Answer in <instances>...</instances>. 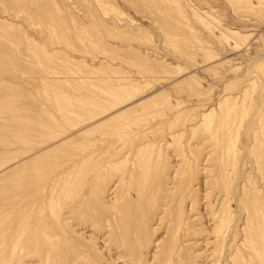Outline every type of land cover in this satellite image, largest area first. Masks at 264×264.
<instances>
[{"label":"rangeland","instance_id":"374dc122","mask_svg":"<svg viewBox=\"0 0 264 264\" xmlns=\"http://www.w3.org/2000/svg\"><path fill=\"white\" fill-rule=\"evenodd\" d=\"M24 1L40 8H30L35 23L0 1V43L10 41L0 44V125H26L17 132L30 139L0 142V185L13 174L34 181L14 187V199L0 195V264H264V0ZM158 4L184 17L182 30L166 18L182 36L162 28ZM93 32L97 50L88 44ZM56 66L79 79L56 82L65 77L48 70ZM86 71L94 78L79 90ZM102 76L107 92L90 85ZM63 93L91 97L94 114L62 112L55 94ZM122 198L134 209L126 233L118 226Z\"/></svg>","mask_w":264,"mask_h":264},{"label":"bare ground","instance_id":"6f19581e","mask_svg":"<svg viewBox=\"0 0 264 264\" xmlns=\"http://www.w3.org/2000/svg\"><path fill=\"white\" fill-rule=\"evenodd\" d=\"M1 1V0H0ZM33 1V0H32ZM32 1H29L28 3L30 4V3H33ZM39 1V0H38ZM37 1V2H38ZM43 1V0H42ZM41 1V2H42ZM2 2L4 3V2H8L9 4L11 3V4H18V6H21L25 11H27V12H29L28 13V15H30V19H31V21H33L34 23H35V19H34V15H33V11H31L30 10V8L31 7H33V9H34V12H35V9H37V11H39V9L36 7H34L33 5H31V7L29 8V7H27L28 6V4L27 3H25V1L24 0H15V2H14V0H2ZM36 2V1H35ZM48 2V1H47ZM84 2H85V0H84ZM242 2H244V1H242ZM8 3H6L7 5H8ZM36 4V3H35ZM40 2H39V6H40ZM49 5H50V2L48 3ZM52 4V3H51ZM98 4H99V2H98ZM262 4H264V3H262ZM47 5V4H46ZM49 5H47V6H49ZM152 5V4H151ZM155 5L157 6V4L155 3ZM171 5V4H170ZM10 6V5H9ZM14 6V5H13ZM46 6V7H47ZM158 6H159V4H158ZM161 6V5H160ZM160 6H159V11H161L162 12V14L160 15V13L158 14V21H160L161 23H162V25H163V27L162 28H164L165 29V31H166V33L172 38V39H175L176 37H178L180 34L179 33H183L181 30L182 29H184V27L182 28V25H185V22H184V20H183V18L184 17H182L181 16V14L177 11V12H173V14H171V12L167 9V8H163L162 6H161V8H160ZM241 6V5H240ZM247 6H249V5H247ZM42 7H44V6H42ZM51 8H53V6H50ZM253 7V6H252ZM251 7V8H252ZM9 8H12V6H10ZM15 8V7H14ZM14 8H13V10H14ZM48 8V7H47ZM157 8V7H156ZM253 8H255V6L253 7ZM256 8H257V6H256ZM44 9V12L47 10H45V7L43 8ZM178 9V8H177ZM248 9V8H247ZM11 10V9H10ZM51 10V9H50ZM49 10V11H50ZM254 10V9H253ZM24 12L23 10L22 11H20V10H17L16 12ZM55 11V10H54ZM258 11V10H257ZM47 12V11H46ZM96 12V11H95ZM39 13H40V11H39ZM47 13H49L50 14V12H47ZM90 13H91V11H90ZM35 14H37L36 12H35ZM41 14V13H40ZM40 14H38L39 16H40ZM49 14H43L45 17H46V19L48 18L47 16L49 15ZM54 14V13H53ZM52 16V17H51ZM51 18H53V15L51 14ZM54 16L56 17V15L54 14ZM91 16V15H90ZM167 17H169L170 18V21H175V22H177L178 23V28H180L179 30H180V32L177 34L176 33V29L174 28H172V26L170 25L171 23H169L168 22V20L166 19ZM44 18V17H43ZM50 18V19H51ZM92 18H94V15H92ZM95 18H96V16H95ZM94 18V19H95ZM49 19V18H48ZM56 19V18H55ZM188 19V18H187ZM43 21H44V19H42ZM57 20V19H56ZM59 20V19H58ZM38 21V20H37ZM36 21V22H37ZM39 21H40V19H39ZM42 21V22H43ZM46 21V20H45ZM103 21V20H102ZM41 22V21H40ZM40 22H37L38 24L40 23ZM56 22V21H55ZM92 22V21H91ZM90 22V23H91ZM159 22V23H160ZM57 23V22H56ZM98 22H95L94 24H96V25H98L97 24ZM160 23V24H161ZM41 24H43V23H41ZM48 24H49V26L48 27H46V28H51L52 30H54V32L55 31H58L57 29L59 28L55 23H54V21L53 20H50L49 22H48ZM68 24V23H67ZM93 24V23H92ZM93 24V25H94ZM100 24L102 25V22H100ZM56 25V26H55ZM63 25H64V22H63ZM69 25V24H68ZM75 25H77V24H75ZM95 25V27L97 28V26ZM106 26V24H104V22H103V25H102V27L103 26ZM158 25V24H157ZM172 25H174V23L172 24ZM1 27L0 28H4V26H2V24L0 25ZM45 26V25H44ZM64 27H66V28H69L68 26H64ZM76 27V29L78 28L77 26H75ZM83 27V26H82ZM92 27V29H93V26H91ZM91 27L89 28L90 29V31H91ZM94 27V29L93 30H95L96 31V28ZM101 27V26H100ZM101 27V28H102ZM107 27V26H106ZM2 28V29H3ZM57 28V29H56ZM62 28H63V26H62ZM66 28H64L65 30H66ZM83 28H85V26L83 27ZM82 28V29H83ZM100 28V30H102ZM104 29V33L106 34V29H105V27H103ZM111 28V27H110ZM113 28V27H112ZM111 28V29H112ZM115 28V27H114ZM71 29V28H70ZM89 29H87L86 28V30H89ZM50 30V29H49ZM52 30H51V32L50 33H52ZM60 30H61V27H60ZM85 30V29H84ZM83 30V31H84ZM99 30V29H98ZM102 30V31H103ZM107 30H109L108 28H107ZM4 30H2V32H3ZM81 31V30H80ZM111 31V30H110ZM110 31H108L107 33H109ZM114 31V30H113ZM120 31V30H119ZM178 31V30H177ZM189 31V30H188ZM6 32V30L4 31V33ZM53 32V33H54ZM61 32H62V30H61ZM64 32V31H63ZM62 32V34H64ZM82 32V31H81ZM92 32V31H91ZM56 33V32H55ZM66 33H67V30H66ZM83 33V32H82ZM85 31H84V34L83 35H85ZM87 33L89 34L90 32H88L87 31ZM95 32H93L92 33V35H90V38H92L93 39V42H89L88 44H89V46L91 47V48H94V49H96V48H101V45L99 44L100 43V40L98 39V34H94ZM96 33H98V32H96ZM99 33H101L100 31H99ZM104 33H103V35H104ZM111 33V32H110ZM115 33V32H114ZM113 33V34H114ZM123 33V32H122ZM6 34V33H5ZM3 35V36H6L7 37V35ZM7 34H8V37L10 38V36H9V32H7ZM14 34V33H13ZM16 34V33H15ZM15 34H14V37H15ZM68 35L70 34L69 32L67 33ZM75 34H77V33H75ZM80 34V33H79ZM78 34V35H79ZM87 34V35H88ZM113 34H111L112 36H114ZM118 34V33H117ZM1 35H2V33H1ZM18 35V34H17ZM61 35V34H60ZM67 35V36H68ZM13 36V35H12ZM20 36V35H19ZM55 36H56V34H55ZM71 35H69V37H70ZM77 36V35H76ZM89 36V35H88ZM87 36V37H88ZM100 36H102V34H100L99 35V37ZM180 36H182V35H180ZM184 36V35H183ZM187 37L189 36V35H186ZM5 37V38H6ZM21 37V36H20ZM62 38L64 37V36H61ZM68 37V38H69ZM73 37V36H72ZM79 36H77V38H78ZM81 37H83L82 36V34H81ZM81 37H79V40H80V38ZM86 37V38H87ZM103 37V36H102ZM104 37H106V36H104ZM110 37V36H109ZM2 38H4V37H2ZM8 38V39H9ZM17 38V37H16ZM61 38V39H62ZM84 38H85V36H84ZM86 38H85V41L84 42H86ZM112 38H114V37H112ZM179 38V37H178ZM23 39V38H22ZM22 39H20L19 41H21ZM104 39H106V38H104ZM182 39V38H181ZM1 40H3V42L1 41V43L3 44L4 43V41H5V43L4 44H6V43H9V42H6L7 41V38H6V40H4V39H1ZM64 40V39H63ZM71 40V37H70V39H69V41ZM81 40H83V38H81ZM97 40H99V43L98 42H96ZM111 40V39H110ZM121 40H123V39H121ZM126 40H128V39H126ZM190 40V39H189ZM18 41V40H17ZM24 41V40H23ZM89 41V40H88ZM91 41V40H90ZM124 41V40H123ZM175 41V40H174ZM188 41V40H187ZM15 42V40L14 41H12V43H14ZM22 42V41H21ZM71 42V41H70ZM0 43V44H1ZM19 43V42H18ZM87 43V42H86ZM91 43V44H90ZM3 44V45H4ZM25 44V43H24ZM2 45V46H3ZM20 45V44H19ZM87 45V44H86ZM21 46V45H20ZM19 47V46H18ZM4 48H7V46L5 47L4 46ZM4 48L2 49V50H4ZM86 48H88L89 50L91 49V48H89V47H87L86 46ZM7 49H9V48H7ZM13 49V48H12ZM19 49V48H18ZM107 49H109V48H107ZM24 50V49H23ZM26 50H27V48H26ZM92 50V49H91ZM97 50V49H96ZM100 50H102V49H100ZM99 50V51H100ZM1 51V50H0ZM105 51H106V49H105ZM5 52V51H4ZM27 52V51H26ZM94 52H96L97 53V51H94ZM102 52V51H101ZM107 52V51H106ZM109 52H111V50H109ZM109 52H108V55H109ZM113 52V51H112ZM111 52V53H112ZM128 52H130V51H128ZM133 52V51H132ZM7 54H8V51L6 52ZM22 53V52H21ZM111 53H110V55H111ZM4 54V53H3ZM2 53H1V55H3ZM28 54H29V52H28ZM97 54H100V53H97ZM102 54V53H101ZM24 55V54H23ZM44 54H42V56H43ZM96 55V54H95ZM4 56V55H3ZM6 56V55H5ZM105 56V55H104ZM115 56V55H114ZM134 56V55H133ZM113 57V56H112ZM111 57V58H112ZM6 58H8V57H6ZM6 58H4V59H6ZM13 58V57H12ZM43 58H45V57H43ZM110 58V57H109ZM139 58V57H138ZM14 59H16V58H14ZM42 59V58H41ZM133 59V58H132ZM45 60V59H44ZM140 60V59H139ZM5 61V60H4ZM3 61V62H4ZM10 61V60H9ZM137 61H138V59H137ZM41 62H43V61H41ZM134 62V61H133ZM39 63V62H38ZM10 64V63H9ZM9 64H7V65H9ZM44 64H46V63H44ZM11 65V64H10ZM39 66H40V64H38ZM42 65V64H41ZM141 65V64H140ZM6 66V65H5ZM5 66H4V68H5ZM45 66V65H44ZM47 66V65H46ZM143 66V65H142ZM6 67H8V66H6ZM14 67V66H13ZM57 67H59V66H56V67H51L50 69H48L50 72H52L53 74L55 73V74H61V76L63 75V76H65V77H61V79L59 80H56V82H59V81H61L62 79H65V80H63V81H66V84H67V82H72L71 80H74V78L72 77L73 75H71L72 73L70 72V71H72L71 69H68L67 67H64V70H63V72L62 71H57L56 69H58ZM146 67V66H145ZM164 67V66H163ZM12 68V67H11ZM43 68V67H42ZM46 68V67H45ZM60 68V67H59ZM5 70V69H4ZM86 70V69H85ZM9 71V70H8ZM22 71V70H21ZM88 71V70H87ZM87 71H86V76L85 77H81L82 78V80H79L78 82V87H77V85H76V87L79 89V90H81V87H82V82L84 81V84L86 83V82H88L89 80H90V78H94V77H91V76H89L88 74H87ZM7 72V71H6ZM82 72H85L84 70L82 71ZM1 73V72H0ZM93 73V72H92ZM43 74V73H42ZM85 74V73H84ZM84 74L82 75V76H84ZM110 74V73H109ZM79 76H81V75H79ZM40 78V77H39ZM73 78V79H72ZM83 78H85V79H83ZM97 78V79H96ZM95 79H96V81H95V79H94V82H93V80H92V82L90 83V85L91 86H96V87H98L99 89H101V91H103V92H107L108 91V86H107V84H108V82L110 81H105V80H107L108 78L106 77V76H102V77H96ZM112 78V77H111ZM2 79V78H1ZM43 79V78H42ZM76 79H77V77L75 78V81H76ZM79 79V78H78ZM77 79V80H78ZM87 79H89L88 81H87ZM3 80V79H2ZM39 80V79H38ZM54 81V80H53ZM63 81H62V83H63ZM86 81V82H85ZM56 82H48V80L46 79V80H44V82H43V85L44 86H48L49 87V89H51L50 87H55L56 86ZM65 83V82H64ZM69 83V84H70ZM74 83H76V82H73L72 84L74 85ZM117 83V82H116ZM118 84V83H117ZM39 85V84H38ZM86 85V84H85ZM111 86H109V87H112V88H114L115 89V87L117 86V87H119L118 85H120V84H118V85H115L114 83L113 84H110ZM71 86V85H70ZM84 86V85H83ZM121 86V85H120ZM60 87V86H59ZM71 87H73V86H71ZM122 87V86H121ZM84 88V87H83ZM21 89V88H20ZM54 89V88H53ZM111 89V88H110ZM55 90V89H54ZM79 90H78V92H79ZM45 91H47V90H45ZM59 91V90H58ZM48 92H51V91H48ZM21 93V92H20ZM67 94V93H66ZM47 95H48V93H47ZM54 95V94H53ZM52 98H53V96H52V94L50 95ZM100 97V96H99ZM55 98H56V101H57V103L59 104V107H57V108H59V109H61L62 110V112L64 111V113L65 112H67V113H69V112H76L78 115L80 114V115H83V117L85 116H88V115H92V114H94V113H92V111H91V109H89V105H92V98L91 97H89V96H87V95H84V96H81V95H76L75 94V96H74V98L72 99L71 98V96H69V94H67V95H65L64 93L63 94H55ZM11 99V98H10ZM1 100V99H0ZM52 100V99H51ZM47 101V100H46ZM8 104V103H7ZM117 104V103H116ZM10 104H8V106H9ZM54 105V104H53ZM42 106V105H41ZM58 106V105H57ZM6 107V106H5ZM9 108V107H8ZM6 110H8V109H5L4 111H6ZM11 110H13V108L11 109ZM57 110V109H56ZM122 111V110H121ZM11 112V111H10ZM61 112V113H62ZM120 112V111H119ZM118 112V113H119ZM0 113H1V111H0ZM7 113H9V111L7 112ZM11 113H13V112H11ZM45 113H47V112H45ZM2 114V113H1ZM17 114V113H16ZM16 114H15V116H16ZM125 114V113H124ZM6 115V114H5ZM60 115V114H59ZM63 115H65V114H63ZM69 115V114H68ZM67 115V119L70 121L71 120V116H68ZM1 116V115H0ZM13 116V115H12ZM12 116H10V117H12ZM49 116V115H48ZM4 117H6V116H4ZM18 117V116H17ZM64 117V116H63ZM70 117V118H69ZM13 118V117H12ZM21 118H23V116L21 117ZM20 118V119H21ZM74 118V120H75V118L76 117H73ZM78 118V117H77ZM89 118H92V116L91 117H89ZM119 118V117H118ZM1 119V118H0ZM5 119V118H4ZM7 119V118H6ZM5 119V120H6ZM9 119H11V118H9ZM15 119H16V117H15ZM15 119H13V121L15 120ZM29 119V118H28ZM36 119H38V118H36ZM99 119V118H98ZM12 120V119H11ZM19 120V119H18ZM32 119H30V120H28V121H30L29 123H31L32 121H31ZM39 120V119H38ZM64 120V119H63ZM4 121V120H3ZM16 121H17V119H16ZM16 121H14L15 123H16ZM25 120H21V122H24ZM27 121V122H28ZM36 120H34V122H35ZM41 121V120H40ZM40 121H36L37 122V127H40V125L41 124H39V126H38V122H40ZM65 121V120H64ZM1 122V121H0ZM6 122H7V120H6ZM5 122V123H6ZM19 122H20V120H19ZM43 122V121H42ZM61 122V121H60ZM72 122V121H71ZM78 122V121H77ZM10 123V122H9ZM25 123H26V121H25ZM67 123V122H66ZM12 124H14V123H12ZM19 124L20 123H18L17 125H18V127H19ZM49 124V123H48ZM47 124V125H48ZM103 124V123H102ZM21 125V124H20ZM25 125V124H24ZM23 125V126H24ZM28 125V124H27ZM31 125V124H30ZM30 125H29V128H30ZM73 125V124H72ZM262 125V124H261ZM16 126V125H15ZM34 126V125H33ZM18 127H16V129L14 130V128L12 127V126H3V124H1L0 125V142H2L3 144H5L6 145V143L8 144H10V143H12L14 140H24V141H26L27 139H30L29 137H26L27 136V134L29 133H25L26 135H22V131L19 133V131L17 132V130H19V129H17ZM21 127V128H20ZM19 128L20 129H23V128H25L26 127V125L22 128V125L20 126ZM35 127H36V125H35ZM35 127H33L34 129H35ZM103 128H104V126H102ZM215 127V126H214ZM41 129L42 128H44V126L43 127H40ZM39 128V129H40ZM63 128V127H62ZM108 128V127H107ZM255 128V127H254ZM28 129V128H27ZM37 130H39L38 128H36ZM198 129V128H197ZM262 129H264V128H261V130ZM24 130V129H23ZM29 131H31L32 130V128H31V130L30 129H28ZM27 130V131H28ZM260 130V131H261ZM25 131H26V129H25ZM33 131V130H32ZM36 131V130H35ZM35 131H33V133L35 132ZM40 131V130H39ZM112 131V130H111ZM212 131V130H211ZM263 131V130H262ZM38 133V132H37ZM40 133V132H39ZM39 133H38V135H39ZM42 133H44V132H42ZM32 134V133H31ZM35 134V133H34ZM34 134H32V135H34ZM258 134H260V133H258ZM28 136H30V135H28ZM258 137H259V135H258ZM260 138V137H259ZM26 139V140H25ZM264 142V141H263ZM28 143V142H27ZM228 142H226V144H227ZM231 143V142H230ZM258 143V142H257ZM15 144V143H14ZM32 145H34V144H32ZM262 145V144H261ZM264 145V144H263ZM262 145V146H263ZM4 146V145H3ZM7 147H8V145H6ZM232 147H233V144H232ZM31 148V147H30ZM234 148V147H233ZM257 148V147H256ZM149 150V149H148ZM231 151H233V150H231ZM230 151V153H233V152H231ZM256 151H257V149H256ZM155 152V151H154ZM142 153V152H141ZM144 153V152H143ZM149 153V152H148ZM229 153V154H230ZM43 156V155H42ZM52 156V155H51ZM147 156V155H146ZM48 157H50V156H48ZM153 157V156H152ZM28 158V157H27ZM51 158V157H50ZM140 158V157H139ZM2 159V158H1ZM145 159H147V158H145ZM226 159V158H225ZM263 159V158H262ZM261 159V160H262ZM149 160V159H148ZM153 160V159H152ZM260 160V161H261ZM38 161V160H37ZM39 161H41V160H39ZM141 161V160H140ZM161 161V160H160ZM139 162V161H138ZM142 162V161H141ZM38 163V162H37ZM143 163H145V160H144V162ZM155 163H156V161H155ZM155 163H154V165H153V170H155ZM159 163V162H158ZM24 165V164H23ZM38 165V164H37ZM49 165V164H48ZM140 165V164H139ZM164 165H166V164H164ZM42 166H45V164L44 165H42ZM157 166H158V164H157ZM31 168H32V165L30 166ZM41 167V166H40ZM163 167V166H162ZM37 168V167H36ZM118 168V167H117ZM140 168V167H139ZM146 168V167H145ZM150 168V167H149ZM151 168H152V165H151ZM185 168V167H184ZM119 169V168H118ZM120 169H122L121 167H120ZM119 169V170H120ZM150 170V169H149ZM152 170V169H151ZM32 171V170H31ZM107 171V170H106ZM105 171V172H106ZM26 172V171H25ZM139 172V171H138ZM141 172V171H140ZM139 172V173H140ZM154 173V172H153ZM152 173V174H153ZM17 176V175H16ZM14 174H13V176L12 177H9L8 178V181H6L5 182V184L4 185H0V195L1 196H3V198L2 199H4V200H11V199H14V187L15 188H18L19 190H20V187L22 186V185H24L25 183H31V182H33L34 181V175L33 174H29V175H27V174H23L22 176H18V177H16ZM45 176V175H44ZM148 176H149V174H145L144 176H143V178L141 179V181L140 182H144V181H146V179H148ZM184 176V175H183ZM14 177H15V180H14ZM39 177H40V175H39ZM5 178H7V177H5ZM98 178V177H97ZM138 178H139V175H138ZM39 179V178H38ZM37 179V180H38ZM182 179V178H181ZM3 180V179H2ZM40 181H42L41 179H39ZM139 180V179H138ZM180 181H182V182H184V180L182 179V180H180ZM186 181V180H185ZM95 182V181H94ZM130 182V181H129ZM137 182V181H136ZM181 182V183H182ZM3 184V183H2ZM137 184H139V183H137ZM132 185V184H131ZM153 185V184H152ZM28 186V185H27ZM94 186V185H93ZM92 186V187H93ZM147 186V185H146ZM23 187V186H22ZM26 188V187H25ZM139 188H141V189H144V186L142 185V184H140V187ZM183 188V187H182ZM95 189V188H94ZM161 189V188H160ZM140 190V189H139ZM179 190H181V188L179 189ZM185 190H186V188H185ZM94 191V190H93ZM183 191V190H182ZM257 191V190H256ZM41 192V191H40ZM140 192V191H139ZM138 192V193H139ZM177 192V191H176ZM179 192V191H178ZM184 194V193H183ZM251 194H254V191L252 192V193H250V195ZM258 194V193H257ZM138 195V194H137ZM140 195H142V194H140ZM139 195V196H140ZM142 196H144V195H142ZM142 196H140L139 198H140V200L138 199L137 201L138 202H136V204H135V206H138V205H140V203L142 202L141 201V197ZM249 196V195H248ZM252 196H253V200L252 201H255V198H256V195L254 194V195H251L250 197L252 198ZM125 197H126V195H125ZM184 197V196H183ZM22 198H23V196H22ZM137 198H138V196H137ZM258 198H259V196H258ZM123 199V198H122ZM126 199V198H125ZM125 199H123L122 201L124 202L123 204H116L118 207H117V215L119 216V219H118V223L120 222V225H118V226H120V230H122L124 233H126L127 232V230L128 231H130L129 229H131V228H129L128 229V225L130 226L131 224V222L133 221V219H131L132 221L131 222H129V220H128V218L131 216H128V218L126 217V212H127V210H129V208H130V206H129V208L126 210V207H128L127 206V204H128V201H127V204H126V202L124 201ZM146 199V198H145ZM244 199V198H243ZM242 199V200H243ZM121 200V199H120ZM136 200V199H135ZM189 200H191V199H189ZM247 200V197H246V199H245V201ZM248 200H249V198H248ZM247 200V201H248ZM256 200H257V198H256ZM141 201V202H140ZM147 201V200H146ZM182 201H183V199H182ZM247 201H246V203H247ZM15 202V201H14ZM118 202V201H117ZM242 202V201H241ZM249 202V201H248ZM257 202H258V200H257ZM13 203V202H12ZM131 203V202H130ZM245 203V204H246ZM259 204L258 205H260V202H258ZM181 204V203H180ZM183 204V203H182ZM244 204V205H245ZM250 205L251 204H253V202H250L249 203ZM248 204V207H253V206H250ZM11 205V204H10ZM171 205V204H170ZM177 205V204H176ZM243 205V204H242ZM243 205V206H244ZM247 205V204H246ZM254 205V204H253ZM17 206H18V204H17ZM44 206V205H43ZM115 206V205H114ZM152 206V205H151ZM183 206V205H182ZM261 206V205H260ZM131 207H132V205H131ZM134 207V206H133ZM142 207V206H141ZM156 207V206H155ZM246 207V206H245ZM254 207H256V206H254ZM114 208H116V207H114ZM144 208V207H143ZM131 209V208H130ZM133 209V208H132ZM154 209V208H153ZM152 209V210H153ZM182 209H183V207H182ZM249 209V208H248ZM254 209V208H253ZM252 209V210H253ZM258 209V208H257ZM137 210V208L135 209V211ZM254 210H256V209H254ZM131 211H134V209L133 210H131ZM131 211L129 210V212H128V214H130L131 213ZM139 211V210H138ZM137 211V212H138ZM142 210H140V212H141ZM179 211V210H178ZM248 211V210H247ZM136 212V213H137ZM139 212V213H140ZM146 213H144L143 212V214H145V216H146V214H147V211H145ZM177 212V211H176ZM180 212V211H179ZM183 212H184V210H183ZM238 212V211H237ZM245 212V211H244ZM113 213V212H112ZM142 213V212H141ZM168 213V212H167ZM175 213V212H174ZM178 213V212H177ZM176 213V214H177ZM182 213V212H181ZM248 213H249V211H248ZM255 213L257 214V212L255 211ZM259 213V212H258ZM264 213V212H263ZM142 214V215H143ZM171 213H169V215H170ZM180 214V213H179ZM251 214H252V211H251ZM115 215H116V212H115ZM116 215V216H117ZM132 215H133V213H132ZM249 215H250V213H249ZM259 215V214H258ZM263 215V214H262ZM117 216V217H118ZM144 215H143V219H144V217H145ZM148 216V215H147ZM170 216H172V215H170ZM181 216V215H180ZM257 216V215H256ZM137 217V216H136ZM139 217L142 219V216H140L139 215ZM139 217H138V219H139ZM150 217V216H149ZM166 217V216H165ZM177 218H178V216H176ZM176 217H175V219H176ZM254 217V216H253ZM257 217H259V216H257ZM132 218V217H131ZM147 218V217H146ZM145 218V219H146ZM255 218V217H254ZM254 218H249V220L251 221V219H254ZM260 218V217H259ZM15 219V218H14ZM144 219V220H145ZM174 219V220H175ZM182 219V218H181ZM180 219V220H181ZM174 220H173V222H174ZM177 220L178 219H176V222H177ZM184 220H186V219H184ZM116 221H117V218H116ZM127 221H128V225L126 224L127 223ZM141 221V220H140ZM146 221H147V219H146ZM170 221V220H169ZM187 221V220H186ZM248 221V220H247ZM247 221H245V222H247ZM24 222V221H23ZM134 222V221H133ZM258 222V221H257ZM256 222V223H257ZM49 223V222H48ZM140 223V222H139ZM142 223V222H141ZM140 223V224H141ZM170 223H172V222H170ZM248 223H249V221H248ZM256 223H254L253 222V224H255V225H257V226H259L258 224H256ZM260 223V222H259ZM133 224V223H132ZM147 224V223H146ZM226 224V223H225ZM134 225H135V223H134ZM172 225V224H171ZM174 225V224H173ZM247 225V224H246ZM250 225H252V224H250ZM249 224L247 225V226H250ZM261 225V224H260ZM146 226V225H145ZM144 226V227H145ZM148 226V225H147ZM177 230H178V228L180 227H178V223H177ZM140 227H141V225H140ZM172 227L173 226H171V229H172ZM251 227V226H250ZM253 227V226H252ZM261 227V226H260ZM134 228H135V226H134ZM142 228H143V225H142ZM142 228H141V230H142ZM145 228H147V227H145ZM187 228V227H186ZM256 227H254V229H255ZM119 229V228H118ZM181 229V228H180ZM216 229V228H215ZM250 229V228H249ZM258 229V228H257ZM140 230V229H139ZM147 230V229H146ZM174 230V229H173ZM177 230H176V232H177ZM219 230V229H218ZM247 230H248V228H247ZM259 230H261V229H258V231ZM264 230V229H263ZM136 231H138V230H136ZM175 231V230H174ZM254 231H255V235H257V234H259L260 235V233H257L258 231H256V230H253V233H254ZM122 232V233H123ZM132 232V231H131ZM131 232L129 233V234H131ZM135 232V231H134ZM144 232V231H143ZM175 232V233H176ZM264 232V231H263ZM127 233V234H128ZM137 233V232H136ZM145 233V232H144ZM143 233V234H144ZM178 233V232H177ZM249 233H250V231H249ZM51 234V233H50ZM139 234V233H138ZM141 234H142V231H141ZM141 234H140V236H141ZM142 234V235H143ZM146 234H147V232H146ZM215 235L217 234V233H214ZM52 235V234H51ZM131 235H133V234H131ZM131 235H130V237H131ZM173 235V234H172ZM177 236H178V234H176ZM250 235H251V233H250ZM250 235H247V237L248 236H250ZM262 235V234H261ZM263 235H264V233H263ZM134 236V235H133ZM136 236H138V235H136ZM176 236V237H177ZM245 236V235H244ZM254 236V235H253ZM129 237V238H130ZM176 237H175V235H174V238L176 239ZM220 237V236H219ZM218 237V238H219ZM257 237V236H256ZM260 237V236H259ZM258 237V238H259ZM263 237V236H262ZM7 238V237H6ZM10 238V237H9ZM125 238V237H124ZM128 238V237H127ZM132 238V241H133V237H131ZM138 238V237H137ZM148 238V237H147ZM174 238H173V240H174ZM258 238H257V240H258ZM139 239V240H138ZM137 239V241H136V243L138 242V241H140V238H138ZM250 239H251V236H250ZM249 239V240H250ZM252 239H254V237L252 238ZM251 239V240H252ZM7 240V239H6ZM178 240V239H177ZM219 240H221L220 238H219ZM43 241V240H42ZM127 241H128V239H127ZM146 241V240H145ZM172 241V240H171ZM215 241V240H214ZM213 241V242H214ZM253 241V240H252ZM129 242V241H128ZM135 242V241H134ZM168 242V241H167ZM256 242V241H255ZM254 242V243H255ZM259 242V241H258ZM261 242V241H260ZM130 243H131V241H130ZM141 243V242H140ZM173 243H176V242H173ZM210 243V242H209ZM222 243V242H221ZM253 243V242H252ZM264 243V242H263ZM167 244V243H166ZM165 244V245H166ZM172 244V243H171ZM251 244V243H250ZM135 245V244H134ZM141 245H142V243H141ZM145 245V244H144ZM174 245V244H173ZM213 245H215V244H213ZM255 245V244H254ZM140 246V245H139ZM172 246V245H171ZM174 246H176V244L174 245ZM253 246V245H252ZM133 247H135V246H133ZM132 247V248H133ZM215 247V246H214ZM257 247H259L258 245H257ZM167 248V247H166ZM170 248V247H169ZM169 248H167L168 250H169ZM250 248V247H249ZM262 249H263V247H261ZM134 249V248H133ZM171 249V248H170ZM221 248H219V250H220ZM253 249H255L254 247H253ZM259 249V248H258ZM257 249V250H258ZM45 250V249H44ZM181 250V249H180ZM136 251V250H135ZM172 251H173V248H172ZM254 251H256V250H254ZM253 251V252H254ZM259 251V250H258ZM263 251V250H262ZM169 252V251H168ZM179 252V251H178ZM260 252V251H259ZM166 253H167V250H166ZM239 253V252H238ZM241 253V252H240ZM247 254V253H246ZM248 254H250V253H248ZM171 255V254H170ZM170 255H169V258H170ZM252 255V254H251ZM255 255V254H254ZM12 256V255H11ZM243 256V255H242ZM248 257H249V255H247ZM253 256V255H252ZM251 256V257H252ZM262 256V255H261ZM165 257V256H164ZM264 257V256H263ZM45 258V257H44ZM67 258V257H66ZM240 258H242L241 257V255H240ZM239 258V259H240ZM258 258V257H257ZM159 260V259H158ZM164 260V259H163ZM252 259H250V261H251ZM168 262H169V259H168ZM91 263V262H90ZM93 263V262H92ZM91 263V264H92ZM244 263V262H243ZM250 263V262H249ZM165 264H167L166 262H165ZM170 264V263H169Z\"/></svg>","mask_w":264,"mask_h":264}]
</instances>
